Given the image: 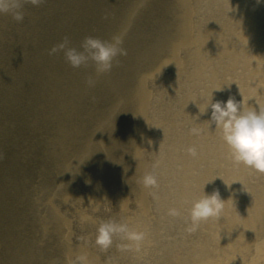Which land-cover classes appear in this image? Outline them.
Wrapping results in <instances>:
<instances>
[{
    "label": "bare ground",
    "instance_id": "obj_1",
    "mask_svg": "<svg viewBox=\"0 0 264 264\" xmlns=\"http://www.w3.org/2000/svg\"><path fill=\"white\" fill-rule=\"evenodd\" d=\"M174 2L177 9L174 18L151 27L150 37L136 53L138 61L144 64L136 63L133 71L135 85L129 98L134 101L136 87L140 86L142 91L137 109L132 104V121L108 110L111 117L104 121L108 140L101 147L86 144L91 131L86 123L88 120L100 123L108 115L102 108H87L82 99L85 92L95 95L107 92L110 96L111 78L93 75L96 83L93 89L84 80L70 90L73 92L56 94L53 122L57 120L58 126L51 140L56 149L55 160L58 158V165L54 166L61 167L59 178L65 181L58 191L62 201H57L66 208L71 207L68 203L82 206L88 201L89 205L81 208L79 227L69 223L63 230L59 226L62 219L69 220L66 216L69 212L58 205L59 212L51 209L49 217L54 221L52 230L60 234L69 232L68 239L85 230V242L65 246L68 256L73 255L76 260L83 257V264H149L150 255L156 264H264V172L230 158L220 133L208 121L212 109H207L212 97L215 102L229 96L243 100L245 108L256 107L257 100L264 106V4H257L256 0ZM158 5L153 3L151 9ZM140 16L134 14L129 19L131 36L141 28ZM92 33L87 31L89 36ZM134 44L140 48V42ZM124 46L125 42L122 47L126 49ZM123 56L114 60L111 70L116 62L122 63ZM193 101L199 104L201 112L207 111L200 113ZM74 116L84 117V121L72 125L70 120ZM133 128L135 134L125 138L123 134ZM47 146L53 148L48 143ZM129 156L134 158L132 164ZM148 173L157 180L154 186L145 187L141 182ZM107 175L119 191L108 196L115 203L112 209L104 207L107 199L99 197L106 196ZM115 181L123 185L133 183L131 192L135 196L150 197L152 201L127 197L126 188L124 191L117 188ZM75 182H86L94 188L93 193H85L84 188L77 192ZM215 190L226 200L221 215L202 220L195 230L189 231L193 201ZM7 195L0 193V206L5 210L10 207L11 218L16 215L21 218L19 209H13L16 203ZM131 206L138 210V219L143 220V245L130 242L131 248L125 252L116 245L121 236L118 234L106 250L113 253L106 255L96 244L97 228L109 218L127 221ZM170 209H176L177 214H169ZM80 220L86 225L81 226ZM1 232L4 234L5 229ZM6 246L9 249L14 244Z\"/></svg>",
    "mask_w": 264,
    "mask_h": 264
},
{
    "label": "rangeland",
    "instance_id": "obj_2",
    "mask_svg": "<svg viewBox=\"0 0 264 264\" xmlns=\"http://www.w3.org/2000/svg\"><path fill=\"white\" fill-rule=\"evenodd\" d=\"M153 3L158 5L156 9H151ZM174 4V0H43L35 6L25 0L22 21L15 20L9 12L0 13V193H8L7 196L16 203L13 209L18 208L17 213L21 217L16 215L11 218L10 207L5 210L0 206V264H79L80 261L76 260V257L68 256L65 246L68 244L73 247L86 239L85 230L72 234L68 239L66 235L69 236V232L60 234L51 228L54 221L49 217V211L53 209L58 213L57 205L62 211L67 209L69 212L66 213L69 220L64 218L59 223L63 230V226L69 223L70 226L73 224V227H79L81 208L86 209L89 205L88 201L83 203L85 206L68 203L71 207L67 205L66 208L57 201H62L58 191L65 181L59 178L62 174L59 172L61 167L54 166L58 163V158L55 160L56 149L51 138L57 134L58 126L57 120L53 122L58 102L56 94L73 90L82 85L84 80L97 74L92 62L80 68H73L67 63L62 52L49 55V49L65 36L70 38L73 46L79 47L84 37L89 36L87 31H90L93 32L92 36L104 40H109L114 35H122L126 50L132 51L122 57V63L116 62L113 70L103 73L110 77L113 83L110 96H107V92L97 93V96L85 92L82 99L87 108L99 107L108 115L101 119L102 122L96 121L98 124L89 120L86 123L91 127L86 144L101 147L108 140L105 135L107 123L104 122L111 117L108 110H115L114 114L119 113L127 121H132V104L134 102L137 109L142 91L140 86L136 87L134 101L129 98L135 85L133 71L137 64H144L138 61L136 53L144 47V40L150 37L148 33L151 32V27L174 18L177 10ZM142 9L145 10L143 13ZM134 14H142L139 17L141 28L131 36L128 33L129 19ZM135 42H140V48ZM56 89H59V92H55ZM115 102L118 107H115ZM83 121L84 117L77 119L74 116L70 124L79 125ZM133 134L135 128L123 136L126 138L127 135ZM47 143L53 148H49ZM88 149L90 150L89 147ZM79 150L84 151L85 147H79ZM129 158L132 164L134 158ZM114 178H118V175ZM111 179L112 177L107 175L109 182L106 196L103 194L104 196L99 197L107 199L104 201V207L112 209L115 203L108 196L111 197L112 193L118 194L119 191L114 189ZM121 179L120 177V181ZM132 180L137 182V178L133 176ZM119 182L115 181V186L122 188V191L126 188L127 197L137 198L136 201L142 202L152 201L150 197L135 196L131 192L133 183L126 182L123 185ZM85 184L86 186H83ZM85 184L75 182L74 189L80 192L84 188L87 189L85 193H93L94 188L89 187L86 182ZM137 211L131 206L130 213H127L128 220L121 218L117 221L127 223L130 229L143 233V220L138 219ZM6 224L10 227H4ZM80 225L85 226L86 223L80 220ZM4 229L3 234L1 231ZM129 243L120 236L116 245L119 247L127 244L126 248L119 247L125 251L131 248ZM136 243H140V247L143 245L142 240ZM6 244H14V247L8 249ZM106 250L103 249L106 255L112 252ZM47 253L52 255L47 257ZM64 253L67 256H63ZM147 262L156 264L151 255Z\"/></svg>",
    "mask_w": 264,
    "mask_h": 264
},
{
    "label": "clouds",
    "instance_id": "obj_3",
    "mask_svg": "<svg viewBox=\"0 0 264 264\" xmlns=\"http://www.w3.org/2000/svg\"><path fill=\"white\" fill-rule=\"evenodd\" d=\"M24 2L25 0H0V13L9 12L15 20L22 21ZM28 2L38 6L43 0H28ZM256 3L264 4V0H256ZM122 43V35H114L109 40L86 36L79 47H76L71 44L70 38L65 36L49 49V55L62 52L67 63L73 68H80L92 62L96 74L99 75L111 71L114 60L118 56L127 54ZM87 84L90 87L94 86L95 79L89 77ZM196 104L200 113H205L209 107L212 109L208 121L210 126L214 124L215 130L220 133L221 139L229 149L230 158L237 164L242 163L258 172H264V106H261L257 100L256 107L245 108L243 100L237 101L232 96L227 100L215 102L212 97V102L203 112L199 104L197 102ZM193 131L198 132V129L194 128ZM189 151L195 153L194 148H190ZM141 182L145 187H149L154 186L157 180L154 175L148 173L142 177ZM225 201L218 190L211 194L205 192L204 196L194 200L189 210L191 225L188 230H195L200 221L209 217H219ZM169 214L176 215L177 210L170 209ZM117 234L129 242H139L144 236L142 232L130 229L127 223L109 218L97 228L96 244L102 249H107L112 245L113 237ZM119 247L126 248L128 245L122 244ZM78 259L83 264L84 258L78 257Z\"/></svg>",
    "mask_w": 264,
    "mask_h": 264
}]
</instances>
